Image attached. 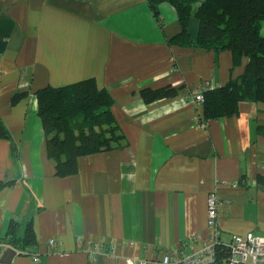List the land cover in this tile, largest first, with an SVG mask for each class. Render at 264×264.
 <instances>
[{
  "label": "crops",
  "instance_id": "crops-1",
  "mask_svg": "<svg viewBox=\"0 0 264 264\" xmlns=\"http://www.w3.org/2000/svg\"><path fill=\"white\" fill-rule=\"evenodd\" d=\"M157 11L147 0H0V243L12 223L20 238L30 223L40 259L11 264H160L164 249L211 242V192L223 241L264 236V103L220 120L191 100L193 88L237 79L247 58L171 44L176 12L165 2ZM85 79L109 92L125 147L81 156L75 175L61 178L34 92ZM168 87L171 97L141 95Z\"/></svg>",
  "mask_w": 264,
  "mask_h": 264
},
{
  "label": "trees",
  "instance_id": "trees-1",
  "mask_svg": "<svg viewBox=\"0 0 264 264\" xmlns=\"http://www.w3.org/2000/svg\"><path fill=\"white\" fill-rule=\"evenodd\" d=\"M164 2L173 6L181 28L171 44L214 54L229 51L235 62L239 57L247 58L244 72L237 79L203 93L206 119L233 116L241 103H264V36L259 35L264 0H147L156 16L157 6ZM192 20L198 26L195 39L190 34ZM34 94L46 155L56 176L75 175L81 156L125 147L111 115L113 100L109 92L96 87L93 79L63 87L47 86ZM141 95L150 102L173 96V88L144 89ZM5 138L7 131L0 122V139ZM18 228V223H12L3 243L17 251L34 249L30 223L21 238L16 237Z\"/></svg>",
  "mask_w": 264,
  "mask_h": 264
},
{
  "label": "built area",
  "instance_id": "built-area-1",
  "mask_svg": "<svg viewBox=\"0 0 264 264\" xmlns=\"http://www.w3.org/2000/svg\"><path fill=\"white\" fill-rule=\"evenodd\" d=\"M213 89L208 87L207 84L204 87H196L191 91V100L197 104L204 102L203 93L206 90ZM200 128H205L204 122L198 123ZM238 181H234L229 184L231 187H236ZM207 205V225L211 230V242L204 244L198 250H193L187 246L174 247L170 249H164L161 253L160 264H219V251L224 252L223 261L225 264H264V236L254 235L247 233L244 236H232L228 241H223L220 238V232L217 226V198L216 194L211 192L206 197ZM198 235L192 237V240H196ZM78 244L81 241L76 240ZM51 248H56V243L52 240L48 241ZM189 247V246H188ZM12 248L4 243H0V255L7 249ZM94 248L96 245L94 244ZM16 255L29 256L34 263L39 262V255L36 252L29 251H17L12 248ZM91 249V248H90ZM87 253H93L91 250ZM96 254V252H95ZM126 264H145L140 259H126Z\"/></svg>",
  "mask_w": 264,
  "mask_h": 264
},
{
  "label": "water",
  "instance_id": "water-1",
  "mask_svg": "<svg viewBox=\"0 0 264 264\" xmlns=\"http://www.w3.org/2000/svg\"><path fill=\"white\" fill-rule=\"evenodd\" d=\"M15 256L16 253L12 248L5 249L0 256V264H11V261Z\"/></svg>",
  "mask_w": 264,
  "mask_h": 264
},
{
  "label": "rangeland",
  "instance_id": "rangeland-1",
  "mask_svg": "<svg viewBox=\"0 0 264 264\" xmlns=\"http://www.w3.org/2000/svg\"><path fill=\"white\" fill-rule=\"evenodd\" d=\"M259 35L264 36V22H262V26H261Z\"/></svg>",
  "mask_w": 264,
  "mask_h": 264
}]
</instances>
